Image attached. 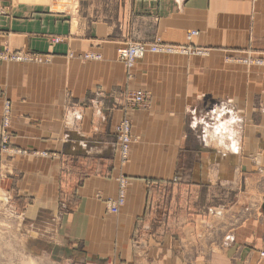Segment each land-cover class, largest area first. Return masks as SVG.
I'll use <instances>...</instances> for the list:
<instances>
[{
    "label": "crops",
    "instance_id": "1",
    "mask_svg": "<svg viewBox=\"0 0 264 264\" xmlns=\"http://www.w3.org/2000/svg\"><path fill=\"white\" fill-rule=\"evenodd\" d=\"M157 40L207 53H146L128 77L118 50ZM3 51L49 57L0 60V124L9 101L8 145L30 153L0 149V205L43 231L48 261L264 264V68L236 62L264 55V0H119L94 20L0 0ZM87 53L101 59L83 61ZM138 90L148 105L127 109L125 95ZM229 100L236 152L208 127ZM120 179L125 202L112 214L104 201L117 198Z\"/></svg>",
    "mask_w": 264,
    "mask_h": 264
},
{
    "label": "built area",
    "instance_id": "2",
    "mask_svg": "<svg viewBox=\"0 0 264 264\" xmlns=\"http://www.w3.org/2000/svg\"><path fill=\"white\" fill-rule=\"evenodd\" d=\"M255 1V0H254ZM198 33L191 31L187 33L186 39L190 41ZM146 53L151 54H180L188 56H204L207 51L201 48L194 47L192 45L174 46L161 43L160 41H154L151 43L131 42L124 48L119 49L117 52V59L120 61L127 71L128 77L131 76V71L134 68L136 62L144 57ZM83 61L100 60L101 56L94 53H87L80 57ZM0 60L15 61V62H29L36 64H43L48 62L49 57L39 54H30L26 52H0ZM236 62L244 64L248 67L256 66L264 68V55H255L252 53H246L242 57L236 59ZM149 101V96L144 91H134L127 93L124 97V103L127 108H144ZM10 103L4 101L2 120L0 124V149L4 153L9 155H30L28 151L10 148L8 145L9 134L8 128L10 124ZM116 131V143L118 146V155L121 163L127 161L130 152V122L127 118H123L115 128ZM120 190L116 199H106L105 205L109 213L117 214L119 209L125 202V185L124 179L119 180Z\"/></svg>",
    "mask_w": 264,
    "mask_h": 264
},
{
    "label": "rangeland",
    "instance_id": "3",
    "mask_svg": "<svg viewBox=\"0 0 264 264\" xmlns=\"http://www.w3.org/2000/svg\"><path fill=\"white\" fill-rule=\"evenodd\" d=\"M11 1L15 4L43 5L52 11H64L75 16L81 13L88 20L98 19L102 15H112L119 4V0ZM3 202L0 205V264H54L47 260V252L39 242L43 231L40 232L34 224L23 222L16 209L4 205ZM214 213L220 217L223 209L219 208Z\"/></svg>",
    "mask_w": 264,
    "mask_h": 264
},
{
    "label": "clouds",
    "instance_id": "4",
    "mask_svg": "<svg viewBox=\"0 0 264 264\" xmlns=\"http://www.w3.org/2000/svg\"><path fill=\"white\" fill-rule=\"evenodd\" d=\"M231 103H233V101L229 100L226 103L220 104L215 107V110L211 113L213 123L211 125H208V127L211 126L213 128V138L220 137L221 144H223L224 139L227 138V140L231 142L229 145H227V147H229L231 151L236 152L238 150V141L236 139H233L236 133L232 132L231 128L233 125L240 123V118L228 107V105ZM226 113L230 118L221 120V117L225 116ZM72 115V110H69L67 117L69 123H71ZM197 123L203 124L204 118H197L194 121L192 127L194 128Z\"/></svg>",
    "mask_w": 264,
    "mask_h": 264
},
{
    "label": "bare ground",
    "instance_id": "5",
    "mask_svg": "<svg viewBox=\"0 0 264 264\" xmlns=\"http://www.w3.org/2000/svg\"><path fill=\"white\" fill-rule=\"evenodd\" d=\"M227 118H228V117H227ZM228 119H229V118H228ZM225 120H226V119H225ZM233 130H234V128H233V126H232L231 131L234 132ZM233 139H235V136L233 137Z\"/></svg>",
    "mask_w": 264,
    "mask_h": 264
},
{
    "label": "water",
    "instance_id": "6",
    "mask_svg": "<svg viewBox=\"0 0 264 264\" xmlns=\"http://www.w3.org/2000/svg\"><path fill=\"white\" fill-rule=\"evenodd\" d=\"M263 208H264V198H263Z\"/></svg>",
    "mask_w": 264,
    "mask_h": 264
}]
</instances>
